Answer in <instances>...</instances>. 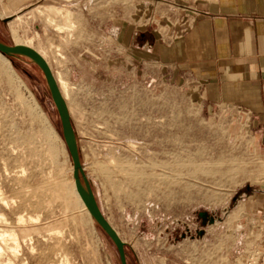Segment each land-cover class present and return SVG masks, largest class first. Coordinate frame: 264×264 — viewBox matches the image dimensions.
<instances>
[{"label": "rangeland", "instance_id": "374dc122", "mask_svg": "<svg viewBox=\"0 0 264 264\" xmlns=\"http://www.w3.org/2000/svg\"><path fill=\"white\" fill-rule=\"evenodd\" d=\"M75 2L0 0V42L44 52L66 83L81 165L127 264H243L264 141L161 63L159 34L142 35L172 0ZM73 169L42 69L0 53V264H120Z\"/></svg>", "mask_w": 264, "mask_h": 264}, {"label": "crops", "instance_id": "0c3cea01", "mask_svg": "<svg viewBox=\"0 0 264 264\" xmlns=\"http://www.w3.org/2000/svg\"><path fill=\"white\" fill-rule=\"evenodd\" d=\"M172 1L176 7L159 15L163 27L142 35L159 34L161 63L195 85L211 107L238 109L264 141V0ZM75 3L89 10L99 0Z\"/></svg>", "mask_w": 264, "mask_h": 264}, {"label": "water", "instance_id": "95a60500", "mask_svg": "<svg viewBox=\"0 0 264 264\" xmlns=\"http://www.w3.org/2000/svg\"><path fill=\"white\" fill-rule=\"evenodd\" d=\"M0 53L4 55L26 56L42 69L45 79L48 82L50 95H52L55 108L58 111L60 123H62V134L74 166L73 180H75L76 194L79 195L82 203L88 209L94 221L99 224L102 230L115 244L119 253L120 264H127V250H125V243L113 225H111V223L106 219L98 204L95 194L92 192L91 185L85 175L83 165H81L80 151H78L77 137H75L74 126L71 122L70 109H68L67 101L61 93L59 83L55 78L51 66L48 65L41 53L25 45L9 46L0 42Z\"/></svg>", "mask_w": 264, "mask_h": 264}, {"label": "built area", "instance_id": "2783aa9c", "mask_svg": "<svg viewBox=\"0 0 264 264\" xmlns=\"http://www.w3.org/2000/svg\"><path fill=\"white\" fill-rule=\"evenodd\" d=\"M243 247L241 259L243 264H264V207L261 209L258 219L252 223L251 234L246 236Z\"/></svg>", "mask_w": 264, "mask_h": 264}, {"label": "bare ground", "instance_id": "6f19581e", "mask_svg": "<svg viewBox=\"0 0 264 264\" xmlns=\"http://www.w3.org/2000/svg\"><path fill=\"white\" fill-rule=\"evenodd\" d=\"M40 13H41V11H39ZM20 45V44H19ZM21 45H23V44H21ZM20 45V46H21ZM26 46V45H25ZM29 47V46H28ZM30 48H32V47H30ZM33 49V48H32ZM36 50V49H35ZM37 52H39V53H41V55L45 58V55L43 54L44 52H42V51H40V50H36ZM2 54V53H1ZM45 60H46V58H45ZM56 77V76H55ZM56 80L58 81V83H59V86H60V89H61V93L64 95V98L67 100V94H66V83H63V81L62 80H60V79H58V77H56ZM10 240V239H9ZM2 247L0 246V253H1V249ZM49 249V248H48Z\"/></svg>", "mask_w": 264, "mask_h": 264}]
</instances>
